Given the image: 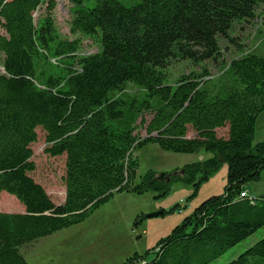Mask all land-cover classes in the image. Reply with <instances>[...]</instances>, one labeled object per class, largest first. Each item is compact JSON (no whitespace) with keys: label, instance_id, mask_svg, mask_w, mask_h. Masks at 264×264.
<instances>
[{"label":"trees","instance_id":"1","mask_svg":"<svg viewBox=\"0 0 264 264\" xmlns=\"http://www.w3.org/2000/svg\"><path fill=\"white\" fill-rule=\"evenodd\" d=\"M68 1L71 34L97 39V54L79 55L76 41L58 37L56 1L0 0V194L24 209L0 212V264H28L22 247L85 222L115 193L154 191L161 198L181 181L194 199L227 164L224 195L205 200L155 248L125 264L219 260L264 227V197L254 204L240 197L264 170V142L253 144L264 113V55L232 60L220 91L209 89L206 71L169 85L164 70L176 59L220 58L218 38L255 20L264 0ZM45 4L46 15L36 20ZM131 84L141 96L123 94ZM143 127L145 138L135 134ZM221 129L227 137L218 136ZM38 130L47 155L66 157L61 205L32 177ZM149 144L207 158L183 166V176L166 175L170 182H156L152 170L139 178L135 154ZM229 264H264V238Z\"/></svg>","mask_w":264,"mask_h":264},{"label":"rangeland","instance_id":"2","mask_svg":"<svg viewBox=\"0 0 264 264\" xmlns=\"http://www.w3.org/2000/svg\"><path fill=\"white\" fill-rule=\"evenodd\" d=\"M48 1V0H47ZM57 7L54 16L58 37L62 40L76 41L79 55H94L99 52V43L93 36L71 34V4L68 0H54ZM127 6L138 4L141 0H121ZM46 15V4L33 14L37 20ZM2 31H0L1 33ZM220 58L194 63L190 60L176 59L169 63L164 74L169 85L192 72L206 71L211 91H220L227 83L225 69L234 59H239L249 52L255 51L264 55V12L261 8L257 17L251 22L235 23L228 35L220 37ZM2 55H0V62ZM52 62L56 63L53 59ZM3 72V69L0 68ZM123 94L141 96L142 91L134 85H128ZM145 118V117H141ZM141 118L138 125L141 126ZM145 138V127L135 132ZM227 129L218 132L219 137H227ZM191 135V133H190ZM264 142V117L259 119L253 144ZM45 134L38 130V142L32 146L33 161L36 170L32 173L35 181L41 184L53 202L61 205L66 199L64 181L66 157L53 158L46 154ZM135 156L139 160V178L148 171H155L157 177L164 174L162 182L167 181L168 174L183 176L185 165L207 158L206 155L176 154L161 150L156 144H149L138 151ZM201 157V158H200ZM179 170L176 172L175 170ZM176 172V173H175ZM181 173V174H180ZM228 165L223 164L218 171L202 185L198 195L192 199L191 186L178 181L171 184V191L161 198L159 192L149 191L145 194L132 192L118 193L96 209L83 223L64 229L53 236L44 238L35 244L21 248L28 264H125L135 255H144L156 247L160 239L168 236L184 219L193 214L201 203L213 196L225 194L227 186ZM140 180V179H138ZM138 183V181H137ZM250 198L255 200L264 197V170L258 183H250L245 188ZM180 200L184 203L180 204ZM176 208V211H171ZM178 208L182 209L179 213ZM165 211V215L148 219L151 213ZM0 212L23 214L21 204L7 193L0 194ZM164 224L158 228L157 224ZM264 238V227L259 229L245 241L230 249L222 258L211 264H229L242 253ZM152 255L149 256V259Z\"/></svg>","mask_w":264,"mask_h":264},{"label":"water","instance_id":"3","mask_svg":"<svg viewBox=\"0 0 264 264\" xmlns=\"http://www.w3.org/2000/svg\"><path fill=\"white\" fill-rule=\"evenodd\" d=\"M162 176H160V177H157L156 179H155V181L156 182H160V181H162L163 179H164V174H161ZM167 182H170V178L168 177L167 178ZM164 214V211L163 210H160V211H158V212H155V213H151V214H149L148 216H147V218L148 219H152V218H157V217H160V216H162Z\"/></svg>","mask_w":264,"mask_h":264},{"label":"crops","instance_id":"4","mask_svg":"<svg viewBox=\"0 0 264 264\" xmlns=\"http://www.w3.org/2000/svg\"><path fill=\"white\" fill-rule=\"evenodd\" d=\"M263 117H264V113L263 114H261L260 116H259V118H258V120H257V123H256V131H257V125H258V122H259V119H263ZM255 135H256V133H255ZM202 157V156H201ZM200 157V158H201ZM200 160H202V159H200ZM164 224H166V223H162V224H157V226H158V228H160V227H162ZM54 235V234H53ZM53 235H51V236H53ZM51 236H49V237H51ZM46 238H48V237H46ZM44 239V238H43ZM39 240H41V239H39ZM39 240H37L36 242H39ZM36 242H34L33 244H35ZM32 245V244H31ZM25 257V256H24ZM90 264H95V263H90Z\"/></svg>","mask_w":264,"mask_h":264},{"label":"built area","instance_id":"5","mask_svg":"<svg viewBox=\"0 0 264 264\" xmlns=\"http://www.w3.org/2000/svg\"><path fill=\"white\" fill-rule=\"evenodd\" d=\"M240 197L241 198H248L251 200V203L254 204V199L253 198H250V196L248 195V192L247 191H243L241 194H240ZM181 212V211H180Z\"/></svg>","mask_w":264,"mask_h":264}]
</instances>
